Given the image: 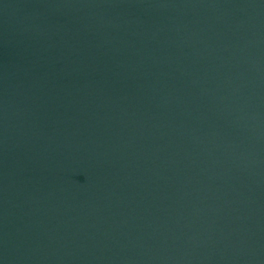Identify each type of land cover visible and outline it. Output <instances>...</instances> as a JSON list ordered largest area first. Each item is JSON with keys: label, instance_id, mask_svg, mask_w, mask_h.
Instances as JSON below:
<instances>
[{"label": "water", "instance_id": "obj_1", "mask_svg": "<svg viewBox=\"0 0 264 264\" xmlns=\"http://www.w3.org/2000/svg\"><path fill=\"white\" fill-rule=\"evenodd\" d=\"M0 264H264V0H0Z\"/></svg>", "mask_w": 264, "mask_h": 264}]
</instances>
